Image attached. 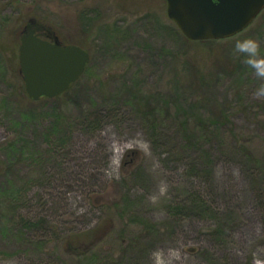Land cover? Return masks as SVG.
Here are the masks:
<instances>
[{
  "label": "rangeland",
  "instance_id": "1",
  "mask_svg": "<svg viewBox=\"0 0 264 264\" xmlns=\"http://www.w3.org/2000/svg\"><path fill=\"white\" fill-rule=\"evenodd\" d=\"M33 21L90 56L54 98L25 91L18 48ZM214 41L183 36L166 0H0V264H85L78 250L95 264H264L258 167L223 127L194 147L175 122L224 114L262 155L264 9ZM131 88L156 107L153 137ZM194 164L214 167L210 189ZM198 191L214 205L186 208Z\"/></svg>",
  "mask_w": 264,
  "mask_h": 264
},
{
  "label": "water",
  "instance_id": "2",
  "mask_svg": "<svg viewBox=\"0 0 264 264\" xmlns=\"http://www.w3.org/2000/svg\"><path fill=\"white\" fill-rule=\"evenodd\" d=\"M264 9V0H166V14L191 41L218 40L244 30ZM89 53L60 46L34 34L20 38L18 59L29 98H54L66 92L85 70Z\"/></svg>",
  "mask_w": 264,
  "mask_h": 264
},
{
  "label": "trees",
  "instance_id": "3",
  "mask_svg": "<svg viewBox=\"0 0 264 264\" xmlns=\"http://www.w3.org/2000/svg\"><path fill=\"white\" fill-rule=\"evenodd\" d=\"M214 42H215L214 40L204 41V43H214ZM127 92H129L132 95L131 102L134 106L135 112L139 115V118L142 120V123L146 127L147 132L150 133L151 137H153L156 134L157 130L159 129L158 128L159 125L158 123H156L154 119L156 107L151 103L150 99L146 95H143L144 93H142L141 91L131 88L128 89ZM257 108H258V113L256 114L259 113L263 114L264 105L258 104ZM250 114L251 116L256 115L255 113L252 112H250ZM179 116H180L179 118L175 117V122H177L179 130L182 132L183 139L187 145L197 147V145H200L204 141V137H206L208 134L213 136L220 135L219 137H221L223 134L222 131H224L221 130L222 127L225 130H227L230 141L234 143L233 146L234 151L237 154L242 155L247 160V162L254 164L258 167V171L254 168V172L257 173L255 174V179H254V183L257 184L254 190L255 192L254 198L259 203L260 207L264 212V152L258 158L254 150L251 149L250 147L251 144L249 143V141L247 139L243 140V138H241L238 132L232 127L229 128L230 121L226 116H224V114L216 115L212 113L207 118H204L201 114L197 113L196 110H192L191 113H187L185 110H183L182 112H179ZM259 124L260 127L264 129V120L261 121L258 119V125ZM218 140L221 143V145H225L224 141L223 142L220 141L219 138ZM10 145L11 144L9 143L8 146ZM203 153L205 154L203 155V157L206 159V160L204 159L205 162L210 161L208 160L210 153L209 152L206 153V151L204 150ZM198 158L197 160H200L202 157L200 156ZM192 169L194 170V175L196 176V179L202 181V185L205 188V191L208 188L210 189L213 184L212 180L214 175V167L210 166L208 170L205 169L202 170L199 164L197 165L194 164V166H192ZM205 191L202 192L204 195H199V191L198 193H196V195H193L194 198L189 202L188 207L186 208H188L189 210L196 208L198 211L200 210L204 211L203 208L207 202L210 207L211 205L213 206L214 205L213 199L210 198L207 199L209 195ZM202 199H205L207 201ZM145 226L154 228V226L152 225L145 224ZM221 228L224 229L225 227H221ZM102 237L103 234L101 233L97 235L96 240H100ZM67 246L68 248L69 247L71 248V243H68ZM87 252H88L87 250H83V251L78 250L77 252H72V254L78 256V258H81L82 256V259L85 260V264H95L94 263L95 259L91 256H87Z\"/></svg>",
  "mask_w": 264,
  "mask_h": 264
},
{
  "label": "flooded vegetation",
  "instance_id": "4",
  "mask_svg": "<svg viewBox=\"0 0 264 264\" xmlns=\"http://www.w3.org/2000/svg\"><path fill=\"white\" fill-rule=\"evenodd\" d=\"M30 28H32L33 30H34V34L36 35V36H38V37H40V38H42V39H45L44 38V36H46V35H48V36H50V35H53V34H55V32L54 31H51V29L48 27V31L46 30V28L45 27H43L42 25H39V24H34V21H33V24L31 23V24H29L28 26H27V29L29 30ZM27 30V31H28ZM26 31V32H27ZM25 32V33H26ZM45 40H47V41H50L49 39H45ZM51 42V41H50ZM52 43H57L58 45H60V46H66L67 44H65V45H62L59 41L58 42H55V41H52Z\"/></svg>",
  "mask_w": 264,
  "mask_h": 264
}]
</instances>
